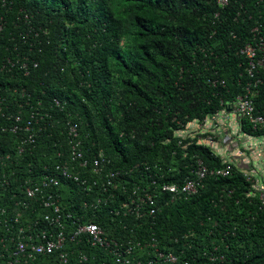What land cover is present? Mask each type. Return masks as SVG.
<instances>
[{
	"label": "trees",
	"instance_id": "trees-1",
	"mask_svg": "<svg viewBox=\"0 0 264 264\" xmlns=\"http://www.w3.org/2000/svg\"><path fill=\"white\" fill-rule=\"evenodd\" d=\"M220 1L0 0V264L12 234L50 229L44 218L54 208L26 193L37 186L54 195L67 224L92 221L123 238L127 226L156 238L178 264H201L212 252L223 264H264L260 191L200 127L247 94L241 50L264 22V0ZM261 87L250 96L264 116ZM236 117L243 134L264 137ZM199 162L210 173L186 197ZM229 166L226 176L211 173ZM52 177L58 186L42 185ZM165 185L178 187L177 199ZM139 195V213L122 208ZM81 248L67 243L66 252L77 257ZM39 263L59 264V256L12 262Z\"/></svg>",
	"mask_w": 264,
	"mask_h": 264
},
{
	"label": "built area",
	"instance_id": "built-area-1",
	"mask_svg": "<svg viewBox=\"0 0 264 264\" xmlns=\"http://www.w3.org/2000/svg\"><path fill=\"white\" fill-rule=\"evenodd\" d=\"M223 2L226 0H222ZM253 41L247 44L242 50L241 54L248 60L246 73L248 74L251 82L246 85L247 94L239 97L237 101L236 111L243 117L249 119L250 123L254 127V131L261 130L264 133V116L256 115L255 113V104L251 94L257 93V88L263 84L264 78V22H257L254 28L252 29ZM253 81V82H252ZM1 112V109H0ZM75 132V129L72 128V133ZM82 158L81 153L73 152V166H77V162ZM87 162L80 163L81 167L87 166ZM100 161L95 162V166H99ZM58 170L62 171L64 176L69 178L72 175L67 173V170H64L60 167H57ZM78 169V167H77ZM231 167L226 169H219L212 171L217 175L226 176L230 173ZM210 171L203 166L202 162H199V168L197 169L194 179H190L182 187V193L186 197L193 196L197 194L200 188L203 187V181L207 177ZM80 174V173H79ZM112 176H115L112 174ZM248 177L247 180L254 185V188L260 191V199L263 201L264 205V184L260 183L258 179L252 178V175L246 173ZM76 182H80L82 185H85L88 182L87 179H82L79 175L74 176ZM109 183V181H108ZM107 183V184H108ZM49 184L58 186L59 182L56 178H46L42 182V185L45 187ZM114 186L115 189L119 187L118 184L109 183ZM104 186V185H103ZM108 185H105V192H108ZM163 189L166 192H170L173 196V199H177L179 194V189L176 186L165 185ZM110 191V190H109ZM27 196L29 198L35 199L38 195L41 197L37 202L44 204L45 207L54 208L56 215L47 214L44 218V221L49 224L50 229L40 231L34 234H27V237L20 236L15 238L12 234L11 240L8 241L12 247H8L5 243L1 247L5 249L8 254V264L15 263H27L29 261L37 262L40 256H50L57 254L59 256V264H90L97 263L98 258H101L100 264H107L110 260H115L117 264H178V257L171 252H165L160 248L159 241L152 237L146 239L151 242H147L143 238L144 234H139L136 236L133 229H128L127 226L124 227L128 231V238H123L121 233L118 230L114 229V232L111 233V236L102 229L97 223L94 222H74L71 221L70 224H67L65 221L66 217H63L59 206H57L55 197L53 194H44L40 186L35 188L26 189ZM134 193L138 194L137 190H134ZM143 201L142 196H138L137 199H132L126 201L122 208H128L129 211H137L133 209L132 206L138 201ZM151 204H154L152 197H149ZM102 201L99 200L98 204L101 205ZM97 208V207H96ZM140 208V207H138ZM140 212L139 210L137 211ZM155 214V210H150V215ZM70 218V217H67ZM132 220L130 217H126ZM145 218V217H141ZM152 220H155L156 217H151ZM39 222H37L38 225ZM72 226L71 230H68V227ZM29 227V226H28ZM55 228H58L57 231ZM27 228H21L20 234H24ZM3 242V241H2ZM67 243H75V246L81 245L83 248L78 253L77 257H71V253L74 254V251L71 253L66 252ZM94 250L104 252L103 255H96ZM218 248L215 249L217 251ZM105 255L110 256V258L105 257ZM205 256V252L201 253L200 257ZM0 257H5L4 254L0 252ZM6 258V257H5ZM112 258V259H111ZM224 259L221 255L215 254L214 252L208 256V261H203L201 264H223ZM41 264V263H39ZM52 264V263H50ZM190 264V263H185Z\"/></svg>",
	"mask_w": 264,
	"mask_h": 264
},
{
	"label": "crops",
	"instance_id": "crops-1",
	"mask_svg": "<svg viewBox=\"0 0 264 264\" xmlns=\"http://www.w3.org/2000/svg\"><path fill=\"white\" fill-rule=\"evenodd\" d=\"M223 112L211 121L209 130L211 141H206L210 147L223 153L226 161L254 175L264 184V176L259 178V172L264 174V137H248L242 132L239 119L233 114ZM230 136L229 140H226Z\"/></svg>",
	"mask_w": 264,
	"mask_h": 264
},
{
	"label": "clouds",
	"instance_id": "clouds-1",
	"mask_svg": "<svg viewBox=\"0 0 264 264\" xmlns=\"http://www.w3.org/2000/svg\"><path fill=\"white\" fill-rule=\"evenodd\" d=\"M221 3H222V5H226L227 3H228V0H226V1H220ZM264 84V83H263ZM262 84V85H263ZM261 85V86H262ZM259 87V88H257L256 90H257V93L259 94V91H260V89L262 88V87ZM255 96H256V94H255ZM255 104V103H254ZM236 108H237V102H236V104H235V108L234 109H230V108H227V109H225L224 111H222L220 114H222L223 112H226V113H229L228 111H230V113L231 114H233L234 116L235 115H240L237 111H236ZM220 114H218V115H216V116H214L213 118H209V119H207V120H205L204 121V123H202L201 124V128L203 127L204 129H203V133H206V132H211L210 130H209V128L210 127H212L211 126V121L215 118V117H218V116H220ZM260 115H262V114H260ZM212 135V134H211ZM211 135H209V136H207V137H205V141H211V139L210 138H212V136ZM244 135H246V134H244ZM247 136V135H246ZM249 137V136H248ZM230 139V136H228V138L226 139V140H229ZM97 161V160H96ZM95 161V162H96ZM85 162H87V161H85ZM80 163H84L83 161H81ZM88 163V162H87ZM108 183V182H107ZM119 186H120V182H118L117 183ZM90 222H92V221H90ZM95 223V222H94ZM153 224H155V222H153ZM99 225V224H98ZM30 226V225H29ZM100 226V225H99ZM28 227V226H27ZM26 227V228H27ZM100 227H102V226H100ZM21 228V227H20ZM23 228V227H22ZM102 229H104L103 227H102ZM105 230V229H104ZM108 234H109V236H111V233L112 232H114V230L113 231H108V230H105ZM94 252H95V254L96 255H99V256H101V255H103V253L104 252H100V251H98V250H94ZM105 257H107V258H110V256H106L105 255ZM100 258V257H99ZM112 259V258H111ZM107 264H117L116 262H115V260H110V261H108V263Z\"/></svg>",
	"mask_w": 264,
	"mask_h": 264
},
{
	"label": "rangeland",
	"instance_id": "rangeland-1",
	"mask_svg": "<svg viewBox=\"0 0 264 264\" xmlns=\"http://www.w3.org/2000/svg\"><path fill=\"white\" fill-rule=\"evenodd\" d=\"M258 175H259V178H260V177L262 178V177L264 176V174H262V173H260V172H259Z\"/></svg>",
	"mask_w": 264,
	"mask_h": 264
}]
</instances>
